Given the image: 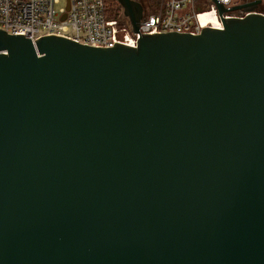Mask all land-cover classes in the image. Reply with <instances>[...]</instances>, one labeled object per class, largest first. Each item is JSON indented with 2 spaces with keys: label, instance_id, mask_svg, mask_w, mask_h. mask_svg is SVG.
<instances>
[{
  "label": "water",
  "instance_id": "water-1",
  "mask_svg": "<svg viewBox=\"0 0 264 264\" xmlns=\"http://www.w3.org/2000/svg\"><path fill=\"white\" fill-rule=\"evenodd\" d=\"M213 1L136 46L0 29V264H264V15Z\"/></svg>",
  "mask_w": 264,
  "mask_h": 264
},
{
  "label": "built area",
  "instance_id": "built-area-1",
  "mask_svg": "<svg viewBox=\"0 0 264 264\" xmlns=\"http://www.w3.org/2000/svg\"><path fill=\"white\" fill-rule=\"evenodd\" d=\"M62 1L0 0V29L26 35L33 41L45 35H58L95 47H112L116 42L136 46L144 33H199L203 27H215L208 23L210 16L220 19L213 0H156L149 4L137 0L143 5V14L138 31H134L123 9L122 15L113 16L106 0H65L66 6ZM250 1L254 0H218L227 8ZM254 12L264 15V0ZM249 13L238 9L224 16L244 17ZM220 22L218 28L222 27L221 19Z\"/></svg>",
  "mask_w": 264,
  "mask_h": 264
},
{
  "label": "rangeland",
  "instance_id": "rangeland-1",
  "mask_svg": "<svg viewBox=\"0 0 264 264\" xmlns=\"http://www.w3.org/2000/svg\"><path fill=\"white\" fill-rule=\"evenodd\" d=\"M156 0H146V3L149 4L150 2H155ZM106 4H107V7L109 8V12L113 14L112 11H115L114 9H117L118 6L120 5V3L118 2L117 0V3L115 2V0H106ZM62 5L63 6H66V1L63 0L62 1ZM111 9V11H110Z\"/></svg>",
  "mask_w": 264,
  "mask_h": 264
},
{
  "label": "bare ground",
  "instance_id": "bare-ground-1",
  "mask_svg": "<svg viewBox=\"0 0 264 264\" xmlns=\"http://www.w3.org/2000/svg\"><path fill=\"white\" fill-rule=\"evenodd\" d=\"M204 16H206V15L204 14ZM209 18H211V20H209L208 23H213V25H214L215 27H218V26L221 25V22H220V19H219V18H217V17H215V16H210ZM204 19H205V17H204ZM205 23H206V22L204 21V24H205Z\"/></svg>",
  "mask_w": 264,
  "mask_h": 264
},
{
  "label": "trees",
  "instance_id": "trees-1",
  "mask_svg": "<svg viewBox=\"0 0 264 264\" xmlns=\"http://www.w3.org/2000/svg\"><path fill=\"white\" fill-rule=\"evenodd\" d=\"M115 2L117 3V0H115ZM115 11H112L113 12V16H119V15H122V7L121 5L118 6L117 9H114Z\"/></svg>",
  "mask_w": 264,
  "mask_h": 264
}]
</instances>
